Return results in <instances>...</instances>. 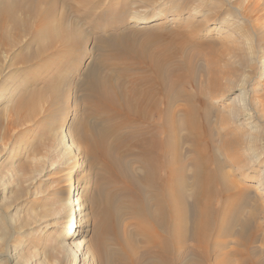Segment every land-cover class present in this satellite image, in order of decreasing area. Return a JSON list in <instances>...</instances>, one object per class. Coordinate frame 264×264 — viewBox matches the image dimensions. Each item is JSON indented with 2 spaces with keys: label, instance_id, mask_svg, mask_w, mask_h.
Segmentation results:
<instances>
[{
  "label": "rangeland",
  "instance_id": "obj_1",
  "mask_svg": "<svg viewBox=\"0 0 264 264\" xmlns=\"http://www.w3.org/2000/svg\"><path fill=\"white\" fill-rule=\"evenodd\" d=\"M7 5L14 11L3 15L0 30V264H103L93 242V198L108 180L83 140L98 117L89 113L88 82L115 72L119 63L145 73L149 63L142 57L160 53L181 64L191 58L173 87L177 121L185 123L198 103L211 112V132L199 117L200 142L183 129L179 144L188 175L195 147L209 144L208 153L222 166L215 203L226 214H216L211 264H264V190L256 191L264 172V0H60L54 16L64 17L62 26L71 33L65 41L35 37L46 4L36 12L29 0H0V14ZM138 15H146L148 24L133 26ZM240 31L248 36L237 39ZM111 38L124 43L123 54L112 55ZM73 170L89 225L79 231L89 232L63 242L62 227L41 229L37 221L46 214L50 225L54 217L62 220L58 211L69 197L63 185ZM112 184L122 192L117 199H124L119 179ZM119 218L108 249L127 258L142 255L137 218Z\"/></svg>",
  "mask_w": 264,
  "mask_h": 264
},
{
  "label": "bare ground",
  "instance_id": "obj_2",
  "mask_svg": "<svg viewBox=\"0 0 264 264\" xmlns=\"http://www.w3.org/2000/svg\"><path fill=\"white\" fill-rule=\"evenodd\" d=\"M59 1L29 0L30 8L36 12L46 4L44 12H40L36 38L65 41L71 36V33L62 26L64 17L55 19V7ZM13 7L14 5H7L1 12L3 14H0V30L3 15L6 13L11 15ZM148 22L146 15L135 16L132 20L133 26H145ZM245 32L240 31L235 36L242 39L247 35ZM220 36L228 38L226 34ZM110 42L112 43L107 46L114 51L112 55L123 54V42L117 38H111ZM179 50L182 49L179 47ZM175 53H172L173 56H176ZM162 54L149 56V59L142 57L143 61L149 63L145 73H133L132 63H124L122 66L119 63L120 65L112 66L115 72L111 73V70V74H96L88 82L89 113L98 117L96 125L91 129L92 133L90 131L89 134H85L83 140L88 152L94 156V161L102 162L104 178L108 180L104 185H100L97 196L93 198L96 218L93 242L103 264H211L213 260L214 253L210 242L213 239L212 232L217 229L216 214L226 212L219 210L215 203L222 194L217 185L221 182L220 176L223 172L220 174L219 171L222 166L213 153H208L209 144L206 143V147L201 149L195 145V156L190 160L193 169L191 175H188L186 164H183L179 152L181 130L185 129L189 135L193 134L194 136H190L198 143L201 138L198 118L204 121L203 130L209 132L211 112L206 109L204 103H198L195 107L193 104V108L190 107L192 109L186 111L187 121L185 123L177 121L173 109L178 99L172 95L173 87L185 77L182 78L181 71L190 66L191 58L186 57V64H181L174 62V57L169 56L170 54L167 56ZM170 77H174V80ZM35 101L36 98H33L32 102ZM233 146L234 144L231 148ZM74 172L73 170L65 179L63 185L66 189L64 193H69V197L58 211L62 220L54 217L56 223L50 225V216L46 214L37 221L41 229L48 226L62 227L63 242L76 240L84 232H89L79 231L83 226L89 225L88 219L82 214L84 209L78 198L81 186L76 184ZM50 178L47 177L46 180ZM260 178L256 187L257 192L264 190V172ZM117 179L122 183L121 190L125 191L124 194L128 193L126 197L123 195L124 199L121 200L120 197V201L117 199L120 188L115 191L112 187V183ZM259 195L261 196L260 193ZM36 196L38 199L41 195L38 193ZM243 196L239 192L237 198L244 203ZM261 199H264L263 195ZM40 200L42 202V199ZM237 213L242 214V209L239 208ZM125 214L137 218L138 225L142 227V229L138 227L141 229L139 235L143 236L146 245L142 255L127 258L123 255L125 253H114L108 249L110 230L115 229L117 220ZM41 229L38 234L45 233ZM191 241L194 243L190 245ZM76 243L79 248L85 246L83 239Z\"/></svg>",
  "mask_w": 264,
  "mask_h": 264
}]
</instances>
